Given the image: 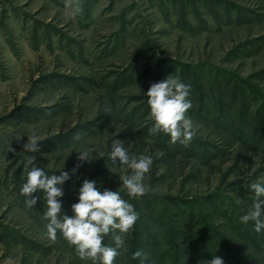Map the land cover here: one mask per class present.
Listing matches in <instances>:
<instances>
[{
  "label": "rangeland",
  "instance_id": "rangeland-1",
  "mask_svg": "<svg viewBox=\"0 0 264 264\" xmlns=\"http://www.w3.org/2000/svg\"><path fill=\"white\" fill-rule=\"evenodd\" d=\"M170 75L191 85L186 145L149 133L146 92ZM263 129L264 0H0V264H93L61 233L48 236L42 190L26 206L30 155L48 174L80 163L62 212L85 178L134 205L114 264H142L137 250L143 264H207L216 244L225 264H264V231L253 242V222L239 219L253 203L248 184L264 179V140L253 136ZM33 135L37 153L23 150ZM115 139L153 157L140 197L119 179L131 169L109 158Z\"/></svg>",
  "mask_w": 264,
  "mask_h": 264
},
{
  "label": "clouds",
  "instance_id": "clouds-1",
  "mask_svg": "<svg viewBox=\"0 0 264 264\" xmlns=\"http://www.w3.org/2000/svg\"><path fill=\"white\" fill-rule=\"evenodd\" d=\"M191 85L184 83L179 77L169 76L167 79L154 82L148 88L146 95L150 106V116L154 121L149 129L150 134L163 132L170 135L172 143L188 144L196 135V128L191 117L187 114L192 107L189 99ZM22 138V137H20ZM79 137H77L78 139ZM123 140L115 139L108 153L114 165L131 169L130 174L119 178L127 194L136 198L146 192L145 176L150 171L153 157L151 155H130ZM41 145L37 136L27 137L23 150L29 153L40 151ZM13 149H11L12 151ZM79 162H91L88 151L78 152ZM30 170L20 191L25 197V204L31 208L36 205L39 197L34 195L42 190L47 210L43 213L47 223L48 236L55 240L57 232L72 245L81 259L91 260L93 264H114L120 249L125 247V234L133 228L139 218L134 205L122 198L120 192L97 186V181L83 179L78 189V199L71 204L69 215L62 212L63 185L69 181L71 174L76 173L81 166L77 163L71 171L59 169L48 174L38 166L37 157L30 155L26 161ZM254 190L251 208L239 217L242 223L253 222V229L260 233L264 231V179L248 184ZM112 233L115 246H109L102 241ZM134 258L146 259L137 250ZM207 264H225L220 256L214 255Z\"/></svg>",
  "mask_w": 264,
  "mask_h": 264
},
{
  "label": "trees",
  "instance_id": "trees-1",
  "mask_svg": "<svg viewBox=\"0 0 264 264\" xmlns=\"http://www.w3.org/2000/svg\"><path fill=\"white\" fill-rule=\"evenodd\" d=\"M235 92L233 93V95H232V99L233 98H235ZM259 123H260V121H259ZM259 123L257 122V125H259ZM259 128H260V125H259ZM262 128H263V126H262ZM264 130V129H263ZM236 132V131H235ZM256 136V137H254V139H256L257 138V136H258V138L262 141V139L264 140V133H259V132H257V131H255V133H253V136ZM185 230H186V232L188 233V234H192V233H194V230H195V222H194V219H193V217H192V214L191 215H189L188 217H187V220L185 221ZM240 227H241V229H242V224H240ZM250 233H249V236H248V238H251V240H253V242H261L260 240H259V238H258V236H257V232L253 229V227H251V226H249L248 227V229H247ZM112 234V233H111ZM260 234V233H259ZM149 240H151V239H149ZM115 243V242H114ZM264 243V242H263ZM154 244V243H153ZM263 245V244H262ZM221 252H223V249H222V246L221 245H217L216 244V248H215V250H214V253H215V255L216 256H220V257H222V255H221ZM202 253H199V256L201 255ZM223 258V257H222ZM186 264H195V262L193 261V259H191V260H189V262L188 263H186Z\"/></svg>",
  "mask_w": 264,
  "mask_h": 264
}]
</instances>
